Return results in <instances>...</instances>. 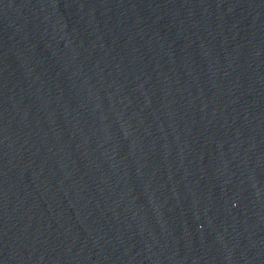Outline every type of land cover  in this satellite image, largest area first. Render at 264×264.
<instances>
[{
	"label": "water",
	"instance_id": "obj_1",
	"mask_svg": "<svg viewBox=\"0 0 264 264\" xmlns=\"http://www.w3.org/2000/svg\"><path fill=\"white\" fill-rule=\"evenodd\" d=\"M0 264H264V0H0Z\"/></svg>",
	"mask_w": 264,
	"mask_h": 264
}]
</instances>
